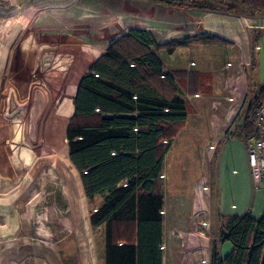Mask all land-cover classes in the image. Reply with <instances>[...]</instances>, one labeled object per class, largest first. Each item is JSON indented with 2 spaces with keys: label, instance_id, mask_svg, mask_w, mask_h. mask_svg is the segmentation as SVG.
<instances>
[{
  "label": "rangeland",
  "instance_id": "374dc122",
  "mask_svg": "<svg viewBox=\"0 0 264 264\" xmlns=\"http://www.w3.org/2000/svg\"><path fill=\"white\" fill-rule=\"evenodd\" d=\"M183 1V7H176L165 0H0V264H87L85 250H80L85 242L74 232L82 217L60 211L57 204L62 191L71 198L83 191L79 173L68 157L65 133L79 80L106 51L110 40L129 28L160 29L164 25V37L159 40L167 43L175 40L173 21H185L187 13H192L187 12L192 3L211 5L207 0ZM214 2L216 11L195 9L221 12L237 5L239 14L264 15V9L247 2L239 6L244 0ZM198 38L192 44L223 46ZM251 38L257 44L261 33L253 31ZM183 48L187 47L179 49ZM161 53L167 52L163 49ZM262 55L264 65V52ZM250 86L248 103L233 123L238 137L256 107L264 103L259 94L264 84ZM187 94L181 90L188 101ZM203 135V128L190 126L188 132L177 135L167 152L162 177L175 201L188 196L199 176L210 181L221 172L215 163L218 147L208 160ZM236 170L232 168L233 174ZM234 200L228 198L230 205ZM198 203L197 212L201 199ZM205 218L197 217L198 227H206ZM221 223L217 226L208 217L212 250L222 241L225 222ZM79 235L86 242L93 240L98 251L104 246V228L93 233L81 230ZM193 247L189 253L197 264H203L206 254L201 246ZM195 248L201 254L196 255ZM6 256L13 263L4 261ZM95 256L101 255L93 256V264H97Z\"/></svg>",
  "mask_w": 264,
  "mask_h": 264
},
{
  "label": "trees",
  "instance_id": "16d2710c",
  "mask_svg": "<svg viewBox=\"0 0 264 264\" xmlns=\"http://www.w3.org/2000/svg\"><path fill=\"white\" fill-rule=\"evenodd\" d=\"M182 2L165 0L176 7H183ZM207 2L211 5L192 3L189 9L217 10L214 0ZM246 2L264 9V0H244L239 6ZM238 8L221 12L239 14ZM198 36L206 44L234 45L218 35ZM195 37L161 44L153 31L131 27L110 40L79 80L65 132L67 151L91 208V228L105 227V264H163L165 157L187 124L181 90L201 75L167 71L160 53L189 47L199 42ZM259 94L264 98V86ZM247 103L248 96L239 113ZM243 128L251 135L252 121ZM97 196L104 200L95 207ZM61 197L58 207L67 211L63 191ZM224 220L222 240L233 249L221 258L215 246L212 264H264V214Z\"/></svg>",
  "mask_w": 264,
  "mask_h": 264
},
{
  "label": "crops",
  "instance_id": "0c3cea01",
  "mask_svg": "<svg viewBox=\"0 0 264 264\" xmlns=\"http://www.w3.org/2000/svg\"><path fill=\"white\" fill-rule=\"evenodd\" d=\"M187 12L192 13L191 15L187 13L185 21H173L175 25L173 31H176L172 39L210 34L227 38L234 45L209 47L192 44L187 48L176 50L173 54L160 53L167 71L201 75V79H195L196 84L186 83L183 89L190 99L186 100L187 124L179 133L188 132L190 126L196 129L203 128L205 131V135L201 138L204 141L203 151L207 149L206 157L209 160L212 151L218 147L215 163L219 165L221 171L216 179L210 181L204 175L199 176L188 196H179L177 201L168 195L163 180L165 198L162 211L164 216L163 264H197L195 257L189 253L190 249L194 250V244L201 246L203 254H206L203 264H212V235L207 230L208 217L209 219L211 217V222L217 223L218 226L228 217H243L250 213L254 218H260L264 214V189L255 190L253 187L247 151L243 142V129L241 137L233 131V123L249 94V86L253 84L258 87L264 84L262 63L264 15L227 14L197 9ZM164 28V25L160 29L148 28L154 32L161 44H164L159 40L164 37V33L161 32ZM253 31L261 33L257 44L251 38ZM253 58L256 62L254 66ZM166 60L169 61V67ZM233 167L238 169L236 174L232 172ZM63 193L67 211H62L79 213L82 217L77 232L74 229L73 231L79 241L85 242L80 250H85L87 264H93V256H98V253L101 256L98 259L95 256L97 264H105L106 241L104 240V246L98 251L93 240L88 239L86 242L85 239H81L83 236L79 235L81 230L94 232L89 221L91 208L84 190L77 198H71L70 193ZM230 196L235 199L232 205L228 201ZM98 199L99 203L95 207L102 203L104 197L97 196L95 202ZM200 199L202 206L197 212ZM53 203L51 201V204ZM175 206H177L176 211ZM58 209L60 210L59 207ZM180 212L185 215L182 216ZM199 215L206 217L202 222L206 223L204 229L197 226ZM101 228L105 229V227ZM218 248L221 258H224L231 253L233 245L230 241L222 240ZM195 254L201 253H198L195 248ZM4 261L13 263L9 256H6Z\"/></svg>",
  "mask_w": 264,
  "mask_h": 264
},
{
  "label": "built area",
  "instance_id": "2783aa9c",
  "mask_svg": "<svg viewBox=\"0 0 264 264\" xmlns=\"http://www.w3.org/2000/svg\"><path fill=\"white\" fill-rule=\"evenodd\" d=\"M255 96V95H254ZM253 133L243 131V142L247 151L248 165L255 190L264 189V103H260L252 117Z\"/></svg>",
  "mask_w": 264,
  "mask_h": 264
}]
</instances>
